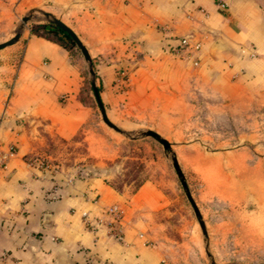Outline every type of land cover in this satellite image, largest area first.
Instances as JSON below:
<instances>
[{
  "label": "crops",
  "instance_id": "1",
  "mask_svg": "<svg viewBox=\"0 0 264 264\" xmlns=\"http://www.w3.org/2000/svg\"><path fill=\"white\" fill-rule=\"evenodd\" d=\"M72 7L66 22L52 15L90 59L129 65L140 100L162 105L165 92L183 79L211 83L219 91L253 84L264 89V0H85ZM12 12L9 1L0 0V20ZM182 38L190 55L162 50ZM19 39L24 44L17 68L9 60L0 65V143L14 148L0 172V264H166L161 225L152 216L159 196L150 185L128 196L96 178L51 176L31 158L42 137L30 124H40L48 136L68 138L81 111L69 110L73 102L63 108L56 103L60 94L71 100L77 86L67 51L30 34ZM101 72L107 87L113 68L103 66ZM111 206L121 213L120 243L101 224ZM82 211L91 225L83 223Z\"/></svg>",
  "mask_w": 264,
  "mask_h": 264
},
{
  "label": "rangeland",
  "instance_id": "2",
  "mask_svg": "<svg viewBox=\"0 0 264 264\" xmlns=\"http://www.w3.org/2000/svg\"><path fill=\"white\" fill-rule=\"evenodd\" d=\"M8 1L13 12L0 20V40L30 34L68 46L42 13L57 20L53 13L64 16L66 22L68 10L85 0ZM19 38L0 50V65L9 60L17 68L24 44ZM68 58L77 86L71 100L65 93L56 103L63 108L73 102L69 110L81 111L79 121L68 138L48 136L40 124H30L42 137L31 155L38 166L67 180L96 178L128 196L150 185L159 196L152 216L161 225L159 245L166 264H264L263 87L219 91L211 83L183 79L158 105L138 98L129 65L93 58L90 76L77 47L70 48ZM103 66L113 68L107 87L101 83ZM91 83L118 132L101 121ZM145 131L156 133L170 149L143 136ZM172 157L199 217L185 197Z\"/></svg>",
  "mask_w": 264,
  "mask_h": 264
},
{
  "label": "water",
  "instance_id": "3",
  "mask_svg": "<svg viewBox=\"0 0 264 264\" xmlns=\"http://www.w3.org/2000/svg\"><path fill=\"white\" fill-rule=\"evenodd\" d=\"M43 17L45 19H48L50 18V22L57 28L59 29L61 32L65 33L71 40L72 42L75 44V46L78 48V50L80 51L82 57H83V60L85 62H87L88 64V73L90 76L93 75V72L90 68V58L85 50V48L82 46V44L79 42V40L76 38V36L71 32V30L69 28H67L65 25H63L59 20L55 19V18H52L48 13H42ZM27 18H22L21 19V23H24L26 22ZM19 38V35L18 34H15L11 39H9L8 41L6 42H3L0 44V50L5 48V47H8V46H11L13 45ZM91 88H92V94H93V98L95 100V103L97 105V108L99 110V114H100V118H101V121L103 122V124H105L108 128H110L111 130L115 131V132H118L117 128L115 126H113L111 123H109L105 117V114H104V111H103V108H102V105H101V102H100V99H99V96H98V93H97V90L96 88L94 87L93 83H91ZM143 136H147V137H150L152 138L153 140H155L157 143H159L162 148L164 150H169L170 149V146L169 144L162 138H160L156 133L152 132V131H145L142 133ZM171 163H172V166H173V169L177 175V178L179 180V183L183 189V192L185 194V197L187 199V201L189 202V204L191 205L196 217H199V214H198V211L196 210L190 196H189V193H188V190L186 188V185L183 181V177L180 173V170L177 166V163H176V160L175 158H171ZM199 226H200V229H201V232L202 234H205V229H204V226H203V223L201 221H199Z\"/></svg>",
  "mask_w": 264,
  "mask_h": 264
},
{
  "label": "built area",
  "instance_id": "4",
  "mask_svg": "<svg viewBox=\"0 0 264 264\" xmlns=\"http://www.w3.org/2000/svg\"><path fill=\"white\" fill-rule=\"evenodd\" d=\"M219 7L221 9L225 8L223 4H220ZM191 50L194 52L198 49V44L191 45ZM188 56L190 55V52L188 51V39L182 38L178 42V48L175 50V53H183ZM14 154V148L11 145L4 146L0 143V172L4 168V165L7 163V161L13 156ZM106 211V217L101 220L102 226L105 228L106 233L108 236L114 240L115 242H122L123 241V234H122V228L120 224V217L121 213L120 210L116 206H111L107 208ZM80 217L84 224L91 225L92 220L90 219L88 214L85 211H82L80 213Z\"/></svg>",
  "mask_w": 264,
  "mask_h": 264
},
{
  "label": "trees",
  "instance_id": "5",
  "mask_svg": "<svg viewBox=\"0 0 264 264\" xmlns=\"http://www.w3.org/2000/svg\"><path fill=\"white\" fill-rule=\"evenodd\" d=\"M54 30H55V32L57 33V34H59L65 41H66V43H68V46H66V45H62V44H60V43H58V42H54V43H56V44H58L61 48H63L65 51H67L68 53H69V50H70V48L72 47H74V48H76V46H75V44L72 42V40L65 34V33H63V32H61L59 29H57L56 27H54ZM34 36H36V37H40V36H38V35H34ZM41 38H43V39H46V38H44V37H41ZM46 40H49V39H46ZM49 41H51V40H49ZM53 42V41H52ZM163 48L166 50V51H169V52H174L177 48H178V43H170V42H166V43H164V45H163ZM90 90L92 91V88H91V86H90ZM139 185H137V187H138Z\"/></svg>",
  "mask_w": 264,
  "mask_h": 264
}]
</instances>
